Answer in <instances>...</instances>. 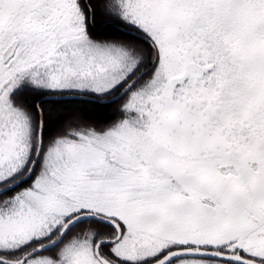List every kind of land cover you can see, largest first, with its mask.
<instances>
[{"label": "snow or ice", "instance_id": "6c2138e0", "mask_svg": "<svg viewBox=\"0 0 264 264\" xmlns=\"http://www.w3.org/2000/svg\"><path fill=\"white\" fill-rule=\"evenodd\" d=\"M0 264H264V0H0Z\"/></svg>", "mask_w": 264, "mask_h": 264}]
</instances>
